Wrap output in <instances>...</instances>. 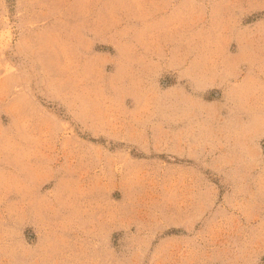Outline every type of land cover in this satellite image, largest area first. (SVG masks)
<instances>
[{
  "label": "rangeland",
  "instance_id": "obj_1",
  "mask_svg": "<svg viewBox=\"0 0 264 264\" xmlns=\"http://www.w3.org/2000/svg\"><path fill=\"white\" fill-rule=\"evenodd\" d=\"M0 264H264V0H0Z\"/></svg>",
  "mask_w": 264,
  "mask_h": 264
}]
</instances>
